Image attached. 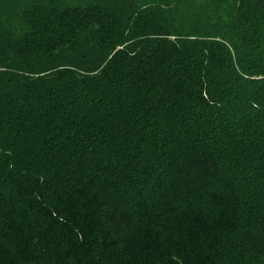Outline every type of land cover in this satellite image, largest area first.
Returning <instances> with one entry per match:
<instances>
[{
  "label": "trees",
  "instance_id": "obj_1",
  "mask_svg": "<svg viewBox=\"0 0 264 264\" xmlns=\"http://www.w3.org/2000/svg\"><path fill=\"white\" fill-rule=\"evenodd\" d=\"M0 264H264V0H0Z\"/></svg>",
  "mask_w": 264,
  "mask_h": 264
}]
</instances>
